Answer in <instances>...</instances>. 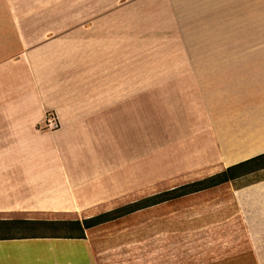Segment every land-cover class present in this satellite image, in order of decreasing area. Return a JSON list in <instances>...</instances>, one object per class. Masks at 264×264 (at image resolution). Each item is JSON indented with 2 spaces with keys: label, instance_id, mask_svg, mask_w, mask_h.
I'll list each match as a JSON object with an SVG mask.
<instances>
[{
  "label": "crops",
  "instance_id": "1",
  "mask_svg": "<svg viewBox=\"0 0 264 264\" xmlns=\"http://www.w3.org/2000/svg\"><path fill=\"white\" fill-rule=\"evenodd\" d=\"M180 31L186 54L148 68V39ZM48 111L55 131L40 129ZM263 152L264 0H0V219L82 220L137 202L148 158L188 183ZM238 180L185 196L229 186L264 264V178ZM84 235L62 239L89 242L100 264ZM59 238L0 239V264H54Z\"/></svg>",
  "mask_w": 264,
  "mask_h": 264
},
{
  "label": "rangeland",
  "instance_id": "2",
  "mask_svg": "<svg viewBox=\"0 0 264 264\" xmlns=\"http://www.w3.org/2000/svg\"><path fill=\"white\" fill-rule=\"evenodd\" d=\"M184 32L179 38L160 32L151 36L148 68H155L154 60L162 54H186ZM157 160L148 158L147 195L195 176L176 177L171 166L153 164ZM260 178L264 169L241 177L234 186ZM234 213L229 186L223 185L118 217L87 229V234L99 244L100 264H255L244 227ZM48 245L54 264H91L89 242L83 247L59 238Z\"/></svg>",
  "mask_w": 264,
  "mask_h": 264
},
{
  "label": "trees",
  "instance_id": "3",
  "mask_svg": "<svg viewBox=\"0 0 264 264\" xmlns=\"http://www.w3.org/2000/svg\"><path fill=\"white\" fill-rule=\"evenodd\" d=\"M264 169V152L205 178L149 195L137 202L82 220L0 219V239L27 237L84 238V231L139 209L212 188Z\"/></svg>",
  "mask_w": 264,
  "mask_h": 264
},
{
  "label": "built area",
  "instance_id": "4",
  "mask_svg": "<svg viewBox=\"0 0 264 264\" xmlns=\"http://www.w3.org/2000/svg\"><path fill=\"white\" fill-rule=\"evenodd\" d=\"M59 126L60 123L57 114L54 111H48L40 125V129L43 131H55Z\"/></svg>",
  "mask_w": 264,
  "mask_h": 264
}]
</instances>
